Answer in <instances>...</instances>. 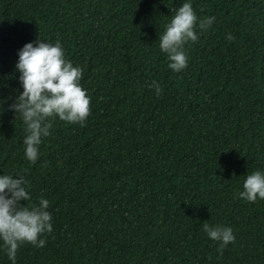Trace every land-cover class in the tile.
<instances>
[{"label":"trees","instance_id":"1","mask_svg":"<svg viewBox=\"0 0 264 264\" xmlns=\"http://www.w3.org/2000/svg\"><path fill=\"white\" fill-rule=\"evenodd\" d=\"M185 2L198 39L175 72L159 39ZM38 40L59 42L82 70L91 114L84 126L48 118L33 164L11 105L23 92L19 52ZM257 170L264 0H0V175L23 177L22 205L47 199L53 225L15 264H264V199L239 195ZM205 223L235 241L221 250ZM0 264H13L2 240Z\"/></svg>","mask_w":264,"mask_h":264},{"label":"clouds","instance_id":"2","mask_svg":"<svg viewBox=\"0 0 264 264\" xmlns=\"http://www.w3.org/2000/svg\"><path fill=\"white\" fill-rule=\"evenodd\" d=\"M197 19L192 4L185 2L178 8L164 34L160 35V48L168 55L169 67L175 72L188 66L183 49L186 43L198 39L195 31ZM214 20L215 17L200 20V29L206 30ZM227 39L231 41L234 37L229 34ZM36 44L38 46L28 43L19 52L16 67L21 73L19 79L23 92L11 105L16 113L21 114L26 125L25 156L33 164L38 159L42 137L50 135L52 124L46 122L48 118L58 116L62 121L84 126L91 114V99L80 84L82 70L65 59L59 42L53 46L38 40ZM152 86L157 95L162 94L156 81ZM18 177L0 175V240L13 264L22 244L44 247L46 240L40 237L53 231L52 216L47 211L49 201L42 198L38 207L22 205L21 201H29L31 197L24 187L25 180ZM243 188L239 195L246 201L255 202L258 197L264 199V173L257 170L248 175ZM203 228L210 239L221 242V250L235 241L229 227H210L205 223Z\"/></svg>","mask_w":264,"mask_h":264}]
</instances>
